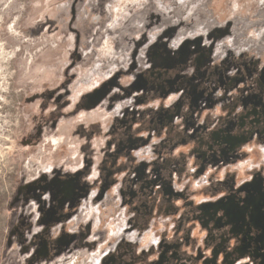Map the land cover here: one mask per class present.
I'll use <instances>...</instances> for the list:
<instances>
[{"label":"rangeland","instance_id":"1","mask_svg":"<svg viewBox=\"0 0 264 264\" xmlns=\"http://www.w3.org/2000/svg\"><path fill=\"white\" fill-rule=\"evenodd\" d=\"M173 254L264 264V0H0V264Z\"/></svg>","mask_w":264,"mask_h":264},{"label":"flooded vegetation","instance_id":"2","mask_svg":"<svg viewBox=\"0 0 264 264\" xmlns=\"http://www.w3.org/2000/svg\"><path fill=\"white\" fill-rule=\"evenodd\" d=\"M262 113L258 108H252L247 111L242 117L239 118L238 125L241 129H246L247 127H256L262 124ZM247 141V138L243 135H235L229 132H218L213 136V146H219L226 149L228 152H233L238 146L242 145ZM211 147V150L213 148ZM164 258V260H163ZM162 264L165 261L171 262V259H178V256L174 254L172 256L163 257ZM165 262V263H164ZM161 264V263H160ZM170 264V263H169Z\"/></svg>","mask_w":264,"mask_h":264}]
</instances>
